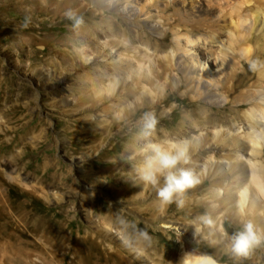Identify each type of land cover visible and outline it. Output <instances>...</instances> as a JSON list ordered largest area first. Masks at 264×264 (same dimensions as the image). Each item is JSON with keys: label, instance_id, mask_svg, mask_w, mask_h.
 <instances>
[{"label": "rangeland", "instance_id": "rangeland-1", "mask_svg": "<svg viewBox=\"0 0 264 264\" xmlns=\"http://www.w3.org/2000/svg\"><path fill=\"white\" fill-rule=\"evenodd\" d=\"M81 1L76 17L86 10H104L98 1ZM138 1L142 0L133 3ZM184 5L190 11L188 0ZM98 23L105 24L100 18L81 24L88 35L84 38L78 31L81 25L75 26L64 10H44L33 0H0V264H178L183 245L224 264H264V244L247 256L238 257L231 250L230 237L249 219L225 217L221 233L217 225L209 227L196 216L208 214L213 219L216 214L215 208H204L202 201L204 190L214 186L210 168L204 180L198 164L190 168L200 182L192 187L193 195L187 190L177 197L184 205L176 212L175 202L162 208L158 199L163 177L156 186L142 179L125 182L135 178L130 171L135 161L123 164L124 144L112 148L115 131L91 146V130L80 129L78 120L97 121L108 114L90 105L82 90L88 84L86 75L104 66L93 56L81 63L77 48L87 44L91 53L96 52ZM168 40L170 46L171 34ZM251 45L257 50L254 39ZM257 59L264 64L262 56ZM207 62L204 71L212 77L219 69L210 57ZM103 69L122 79L112 69ZM172 91V97L157 107L143 108L137 125L144 124L145 114L152 109L168 124H176L189 107L192 92L183 84ZM148 138L132 142L131 148L139 150ZM99 157L113 158V162L104 165ZM215 163L219 161L212 168ZM61 174L68 181L57 183ZM224 175L232 179L229 173ZM221 189L219 194L224 195ZM187 206H192L193 213L184 212ZM154 214L159 216L156 222ZM121 218L128 222L126 228ZM140 231L148 232L150 244L139 237ZM129 238L135 250L125 246Z\"/></svg>", "mask_w": 264, "mask_h": 264}, {"label": "bare ground", "instance_id": "bare-ground-1", "mask_svg": "<svg viewBox=\"0 0 264 264\" xmlns=\"http://www.w3.org/2000/svg\"><path fill=\"white\" fill-rule=\"evenodd\" d=\"M33 1L55 13L64 10L76 14L83 5L81 0ZM93 1L100 2L104 10H86L75 18L82 19V24L100 18L105 24L98 23L95 29L96 52L91 53L87 44L77 48L80 62L86 64L92 56L98 58V64L112 69L122 79L110 76L104 67L86 75L88 84L83 87V97L108 114V118L97 121L78 120L80 129L90 128L91 146L115 131L112 148L124 144L120 153L123 164L135 161L130 170L135 178L125 181L133 184L141 179V169L152 155L149 144L185 141L189 162L181 163L184 168L198 164L202 179L204 172L212 170L214 186L204 190L202 201L204 208L216 209L213 220L221 233L225 217L235 221L249 219L264 230V64L255 72L249 68L258 55L264 62V0H188L190 11L184 7L186 0H142L137 4L133 3L135 0ZM28 11L32 12L31 7ZM79 28L87 38L82 25ZM170 34L173 42L169 46ZM252 39L257 50L252 49ZM209 57L219 69L212 77L204 71ZM230 60L233 66L229 65ZM179 84L192 92L189 107L174 125L152 109L149 113L158 121L155 133L139 150L131 148L132 142L145 137L144 124L136 123L142 120L139 112L170 99ZM133 96L136 99L126 102ZM204 102L209 105L204 106ZM125 126L129 129L124 130ZM173 130L175 136L171 135ZM98 159L107 165L113 162L109 157ZM197 159L201 162H195ZM214 161L219 163L212 168ZM228 173L232 179L224 175ZM68 179L61 174L56 181ZM204 182L199 184L201 189ZM221 188L224 195L219 194ZM188 191L194 194L192 188ZM181 210L176 203V212ZM184 212L193 213L192 206L185 207ZM158 218L153 215L155 222ZM187 252L195 251L183 245L178 264H182ZM117 257L124 260L118 254Z\"/></svg>", "mask_w": 264, "mask_h": 264}, {"label": "clouds", "instance_id": "clouds-1", "mask_svg": "<svg viewBox=\"0 0 264 264\" xmlns=\"http://www.w3.org/2000/svg\"><path fill=\"white\" fill-rule=\"evenodd\" d=\"M70 20L74 19L75 26H80L83 21L75 18L72 12L67 13ZM262 66L258 60H253L249 64L251 71L255 72ZM158 121L154 114L146 113L144 117V136H150L155 133ZM152 155L148 157L141 169V179L152 186L159 183L161 177L164 179L162 187L158 188L157 196L162 208H167L174 202L178 207H183L184 200L177 199L190 188L200 182L198 176L187 168H181V163L189 162L188 144L185 141H165L162 143H152L148 145ZM203 224L213 227L215 221L208 214L200 217ZM120 224L125 228L128 222L123 218ZM139 237L151 243L152 238L146 231H140ZM231 250L236 256H247L250 250L256 246L264 244V230L257 228L251 221L243 223L242 230L236 232L230 237ZM125 246L135 250L134 241L129 238L124 241ZM182 264H218V261L211 255L197 254L195 252H187L182 258Z\"/></svg>", "mask_w": 264, "mask_h": 264}]
</instances>
